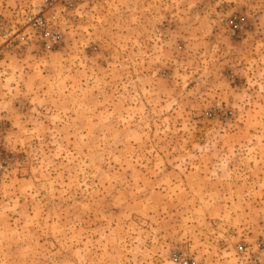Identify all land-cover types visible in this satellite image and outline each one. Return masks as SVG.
Listing matches in <instances>:
<instances>
[{
    "label": "rangeland",
    "instance_id": "1",
    "mask_svg": "<svg viewBox=\"0 0 264 264\" xmlns=\"http://www.w3.org/2000/svg\"><path fill=\"white\" fill-rule=\"evenodd\" d=\"M177 257L264 264V0H0V264Z\"/></svg>",
    "mask_w": 264,
    "mask_h": 264
},
{
    "label": "built area",
    "instance_id": "2",
    "mask_svg": "<svg viewBox=\"0 0 264 264\" xmlns=\"http://www.w3.org/2000/svg\"><path fill=\"white\" fill-rule=\"evenodd\" d=\"M231 25H234L235 21L231 20L230 21ZM174 262L179 263V264H189L187 260H181L180 258H174Z\"/></svg>",
    "mask_w": 264,
    "mask_h": 264
}]
</instances>
